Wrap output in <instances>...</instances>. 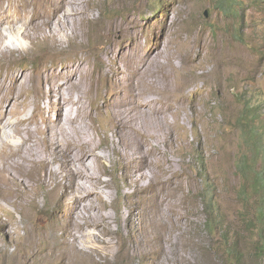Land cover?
I'll list each match as a JSON object with an SVG mask.
<instances>
[{
  "label": "rangeland",
  "instance_id": "374dc122",
  "mask_svg": "<svg viewBox=\"0 0 264 264\" xmlns=\"http://www.w3.org/2000/svg\"><path fill=\"white\" fill-rule=\"evenodd\" d=\"M53 1L34 3L47 11ZM16 2L17 7L25 5L22 0ZM94 3L100 18L88 25L90 31L115 16L129 17L131 27L121 29L101 51L91 45H71L44 66L59 74L64 70L59 63L74 62L71 72L80 69L98 83L90 103L101 107L102 114L95 119L94 132L80 135L83 142L92 140L94 155L106 151L115 134L109 116L115 111L119 120L136 122L137 134L149 145L160 146L162 154L153 156L162 162L163 183L155 192L144 194L147 205L134 228L123 224L112 235L107 229L94 230L101 239L115 242L109 261L70 235L52 243L59 259L51 264H79L78 259L83 264H264V189L246 188L250 194L242 196L244 180L237 166L242 159L254 165V172L262 168L264 138L253 136L251 130L264 127V0H130L117 9L104 0H90L88 5ZM8 5L5 2L4 7ZM71 29L78 32L81 26L75 22L67 31ZM7 43L12 45L13 38ZM111 48H116V59L103 58ZM14 64L19 73H30L34 67L32 59L22 56H16ZM177 66H185L195 82L181 94H172ZM171 71L172 89L166 78ZM208 72L210 83L205 81ZM116 84L121 91H116ZM209 85L214 90L201 95L198 90ZM29 95L34 97L33 92ZM145 101L154 103L157 110L150 111ZM127 108H134L129 115ZM115 162L116 158L107 176L99 164L101 180H112L111 187L103 188L113 193L111 202L104 195L109 207L103 214L117 215L123 200L121 210H130L139 199L135 186L121 197V172ZM253 179L251 175L250 185ZM64 189L65 194L70 187ZM41 193L38 200L23 195L32 218L37 215L34 227L30 225L33 234L40 225L38 217L44 214L40 210L53 208ZM10 212L20 219L14 209ZM159 219L166 223L162 233L150 228ZM111 228L116 230L118 224L112 223ZM31 242L27 239L24 246L17 236L0 237V264H39L41 256ZM73 246L80 252L74 253ZM97 246L105 247V243ZM65 255L69 263L62 261Z\"/></svg>",
  "mask_w": 264,
  "mask_h": 264
},
{
  "label": "bare ground",
  "instance_id": "6f19581e",
  "mask_svg": "<svg viewBox=\"0 0 264 264\" xmlns=\"http://www.w3.org/2000/svg\"><path fill=\"white\" fill-rule=\"evenodd\" d=\"M22 1L23 7H17L16 0L0 1V237L17 236L24 246L26 240L31 239V245H37L41 256L39 264L58 260L51 245L70 235L109 261L108 255L115 242L101 239L94 230L107 229L112 235L119 233L123 224L135 227L147 205L144 194L155 192L163 183L162 162L153 156L162 154V149L159 145H149L145 137L137 134L136 122L119 120L113 111L109 116L115 134L107 150L94 155L92 140L83 142L80 135L85 131L94 132L95 119L102 114L101 107H93L90 103L98 83L86 78L80 69L71 72L70 65L74 62L59 63V68L64 69L59 74L52 73L44 64L60 49L71 45H91L94 50H103L121 29L131 27V19L115 16L90 31L88 25L100 18L94 13L97 4L88 5L90 0H55L47 11L41 10L34 0ZM104 1L117 9L130 0ZM5 2L9 3L8 7H4ZM75 22L80 24V31H67ZM9 37L13 38L12 45L7 43ZM115 51L116 48H111L102 57L116 59L117 56L113 57ZM149 53L153 57L152 52ZM16 56L32 59L34 67L30 73L18 72L14 64ZM183 60L184 56L181 57ZM8 66L10 68L5 71ZM118 67L119 64L116 71ZM174 70L177 86L171 93L181 94L195 78H189L190 71L185 66H177ZM172 76V71L166 73L171 89ZM211 79L208 72L205 81L210 83ZM117 84L116 91H121ZM213 90L214 86L209 85L198 91L202 95V92ZM31 92L33 98L29 95ZM110 103L112 101L108 100ZM145 104L150 111L157 110L151 101H145ZM29 106L32 109L27 111ZM133 109L127 108L125 113L129 115ZM114 158L121 172L118 187L121 197H125L131 186H135L139 194L136 207L121 210L125 208L123 200L117 207V215L103 214L109 207L104 195L110 202L113 198V193L104 192L103 188L111 187L109 182L112 180L102 181L99 168L100 164L105 175H110ZM125 161L129 163L125 164ZM64 186L70 187L65 194ZM19 189L23 191L19 193ZM40 192L53 208L40 210L39 213L44 214L38 217L41 218L40 225L33 234L30 225L34 227L37 215L32 218V209L22 201L23 195L26 199L37 197L38 200ZM11 208L20 214L19 220H15ZM114 222L118 224L116 230L111 228ZM165 226L163 219L150 224V228L155 227L161 233ZM98 242L105 243V247L97 246ZM72 250L80 252L76 246ZM69 258L65 255L62 261L69 263ZM77 262L83 264L82 259Z\"/></svg>",
  "mask_w": 264,
  "mask_h": 264
},
{
  "label": "trees",
  "instance_id": "16d2710c",
  "mask_svg": "<svg viewBox=\"0 0 264 264\" xmlns=\"http://www.w3.org/2000/svg\"><path fill=\"white\" fill-rule=\"evenodd\" d=\"M254 120H252L251 122H253ZM252 133H254L255 135L253 136H259L260 139L264 138V127L261 128V130H258V128H255L251 130ZM250 142H252V140L250 139ZM262 168L260 170H257L256 172H254V165H250V163H245L244 161H242V159L238 162L237 166H238V171L240 173V176L243 178L244 180V185H243V194L242 196H249L250 192L248 190H246V188H250L253 189V192L257 189V187L264 189V151L262 153ZM253 175L254 179H253V183L250 185V176ZM252 179V177H251ZM245 187V188H244ZM252 192V191H251ZM206 193H209V190L206 189ZM212 207L209 208L208 206V210L211 211Z\"/></svg>",
  "mask_w": 264,
  "mask_h": 264
}]
</instances>
